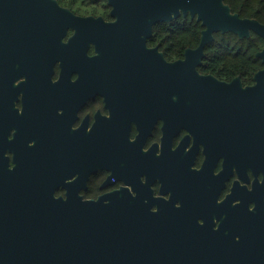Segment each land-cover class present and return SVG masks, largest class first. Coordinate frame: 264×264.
<instances>
[{
	"label": "flooded vegetation",
	"instance_id": "obj_1",
	"mask_svg": "<svg viewBox=\"0 0 264 264\" xmlns=\"http://www.w3.org/2000/svg\"><path fill=\"white\" fill-rule=\"evenodd\" d=\"M38 1L0 0V158L4 150H10L16 163V169L8 171L6 159H0V181L29 179L51 194L66 177L79 172L77 182L63 186L68 189L69 202L81 203L76 192L87 174L108 167L131 184L137 196L133 199L122 189L102 199L118 196L120 202L132 204L135 222L141 217L144 227L163 228V240L179 249L181 264H264V185L256 184L252 192L236 185L223 204L215 203L233 167L245 181L249 168L254 173L264 171V117L257 139L244 134L239 141L229 132H219L224 129L214 127L209 116L185 109L176 113L167 65L143 48L142 38L149 30L137 29L125 16H118L117 28L57 16L52 6ZM68 27L76 29V36L65 46L59 41ZM89 42L97 45L96 58L84 55ZM57 59L63 74L53 85L49 76ZM72 72L80 73L75 83L69 81ZM19 75H26L27 83L14 88L12 81ZM21 91L25 110L17 115L12 104ZM97 93L107 97L112 119L98 117L91 133L83 127L72 132L74 111ZM260 105L264 116V101ZM57 107L64 108L63 116L56 115ZM158 118L165 120L164 151L155 157V147L148 154L139 148ZM131 122L140 129L134 144L127 141ZM12 127L17 129L16 137L8 142ZM179 127L189 128L197 144L205 145L207 161L201 172L189 170L196 149L184 153L187 140L178 151H169L170 137ZM31 139L36 140L34 148L27 147ZM220 156L225 158V170L212 176ZM140 175L148 177V184L139 182ZM156 179L163 185L162 192H172L170 201L152 199L148 185ZM233 199H240L241 204L232 207ZM176 200L182 202L180 209L173 206ZM249 201L257 204L251 213L247 211ZM152 204L158 205V213L148 211ZM197 218L205 220L203 227L197 225ZM214 218L221 221L216 232L211 230ZM236 235L239 242L234 240ZM116 258L115 253L112 263H103L117 264Z\"/></svg>",
	"mask_w": 264,
	"mask_h": 264
},
{
	"label": "water",
	"instance_id": "obj_2",
	"mask_svg": "<svg viewBox=\"0 0 264 264\" xmlns=\"http://www.w3.org/2000/svg\"><path fill=\"white\" fill-rule=\"evenodd\" d=\"M42 2L52 6L57 16H71L52 0ZM113 3L114 15L125 16V21L133 22L137 29L147 30L153 23L168 20L178 8L199 11L209 27L204 44L217 29L246 36L251 27L264 35V27L255 22L228 17L218 0H191L190 4L185 0ZM187 55V63L166 66L175 112L185 109L200 117L209 116L214 127L224 129L219 132H229L234 140L241 141L244 134L257 139L263 129L260 103L264 101V73L257 76L256 88L241 91L238 83L226 87L210 78H199L193 67L199 63L200 52L189 51ZM118 198L110 197L107 206L102 201L63 202L41 191L36 181H0V264H104V260L112 263L115 253L117 264H181L179 249L163 240V228L144 227L141 217L135 222L132 204Z\"/></svg>",
	"mask_w": 264,
	"mask_h": 264
},
{
	"label": "clouds",
	"instance_id": "obj_3",
	"mask_svg": "<svg viewBox=\"0 0 264 264\" xmlns=\"http://www.w3.org/2000/svg\"><path fill=\"white\" fill-rule=\"evenodd\" d=\"M190 4L191 0H185ZM52 3L61 11L68 12L72 17L81 20L99 21L104 25H115L119 22V17L113 13L116 5L113 0H52ZM219 7L226 9V15L234 17L240 22H255L258 26L264 27V0H218ZM178 13V15H177ZM177 13H170V18L166 21H160L151 24L147 35L142 38L143 48L147 52H154L159 57L160 62L167 66L187 63L188 52H200L199 63L193 67L194 73L202 79H212L216 83L231 87L234 83L239 84L241 91L254 89L258 86L257 76L264 73V35H261L253 28L247 29V35L232 30L217 29L211 32V39L204 44V34L209 31L208 24L201 17L199 11L185 10L178 8ZM76 36V29L68 27L60 37V44L67 46ZM84 55L93 59L99 55L97 45L94 42L87 44ZM63 74L62 62L57 59L51 67L49 82L53 85L60 82ZM80 78L79 72H72L69 81L75 83ZM26 75H19L12 81V86L19 87L27 83ZM175 99V97H173ZM25 97L21 91L16 95L12 107L17 115H23L25 110ZM56 115L63 116L64 108L57 107ZM111 120L112 110L108 107L107 97L103 94H95L84 100L75 111L70 130L79 131L82 127L85 133H91L97 124V118ZM86 125V126H85ZM165 120L158 118L151 127L150 134L145 136L139 151L144 154L150 153L155 147V157L163 155ZM17 129L12 127L7 132V141L12 142L16 137ZM140 136V129L135 122H131L127 130V141L130 144L136 143ZM187 140L183 148L184 153H191L196 149L192 156L190 171L201 172L207 161L204 143L197 144L196 136L187 127H179L175 134L170 137L169 151L176 152L180 149L182 143ZM36 140L31 139L27 142L28 148H34ZM0 159H6L8 171L16 169L15 154L13 151L4 150ZM225 158L220 156L212 168V176H220L224 172ZM247 180L241 178L239 171L233 167L231 174L223 181V187L220 188L215 198L216 204H223L233 193L236 185L246 189L248 192L254 190L256 184L264 185V171L253 172L251 168L246 171ZM80 179V173L75 172L66 177L61 186L56 187L51 195L53 200L68 201V189L63 185L73 184ZM141 184H148L146 175L139 176ZM153 200H163L168 202L172 199V192H162V183L159 179L154 180L148 185ZM126 189L134 199L137 196L133 186L126 183L125 180L117 178L113 170L108 167H99L94 172H89L83 180V187L76 195L80 202L102 203L107 206L110 201L102 199L113 193ZM147 203V201H145ZM241 204L240 199L231 201L232 207ZM176 209L182 207V202L176 200L174 205ZM257 204L255 201H249L247 211L254 212ZM148 211L156 214L159 207L152 204ZM197 225L203 227L205 220L197 218ZM221 221L212 220L211 230L219 231ZM236 242L240 241V236L234 237Z\"/></svg>",
	"mask_w": 264,
	"mask_h": 264
}]
</instances>
